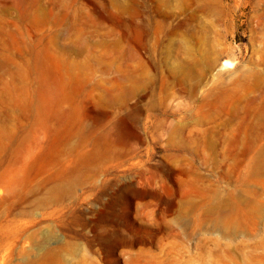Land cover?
Wrapping results in <instances>:
<instances>
[{
    "label": "rangeland",
    "instance_id": "1",
    "mask_svg": "<svg viewBox=\"0 0 264 264\" xmlns=\"http://www.w3.org/2000/svg\"><path fill=\"white\" fill-rule=\"evenodd\" d=\"M260 147L264 0H0V264H264Z\"/></svg>",
    "mask_w": 264,
    "mask_h": 264
},
{
    "label": "bare ground",
    "instance_id": "2",
    "mask_svg": "<svg viewBox=\"0 0 264 264\" xmlns=\"http://www.w3.org/2000/svg\"><path fill=\"white\" fill-rule=\"evenodd\" d=\"M35 18H37L38 21H48L49 17L47 16V14L44 11H40ZM231 65L228 61L224 62V66H228ZM264 158V147H260L257 149V152L255 153L254 156V161H259L262 160Z\"/></svg>",
    "mask_w": 264,
    "mask_h": 264
}]
</instances>
